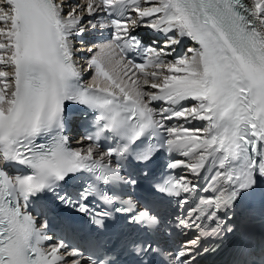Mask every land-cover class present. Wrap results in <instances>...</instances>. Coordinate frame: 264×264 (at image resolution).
Wrapping results in <instances>:
<instances>
[{
	"label": "snow or ice",
	"instance_id": "snow-or-ice-1",
	"mask_svg": "<svg viewBox=\"0 0 264 264\" xmlns=\"http://www.w3.org/2000/svg\"><path fill=\"white\" fill-rule=\"evenodd\" d=\"M105 29L110 41L81 47ZM142 29L154 33L150 44ZM72 105L92 115L79 147ZM174 153L183 158L158 173L160 155ZM261 190L264 0L0 4V264H200ZM40 200L101 234L111 221L122 230L87 249L51 242L55 216L28 211ZM165 200L171 214L158 210ZM162 232L186 238L170 249L154 239ZM232 264H264V252L242 247Z\"/></svg>",
	"mask_w": 264,
	"mask_h": 264
},
{
	"label": "bare ground",
	"instance_id": "bare-ground-1",
	"mask_svg": "<svg viewBox=\"0 0 264 264\" xmlns=\"http://www.w3.org/2000/svg\"><path fill=\"white\" fill-rule=\"evenodd\" d=\"M89 39H94L96 36L94 35V33H91V34H88L86 35ZM81 47H84V45H82ZM94 74L91 75V81H92V78H93Z\"/></svg>",
	"mask_w": 264,
	"mask_h": 264
}]
</instances>
